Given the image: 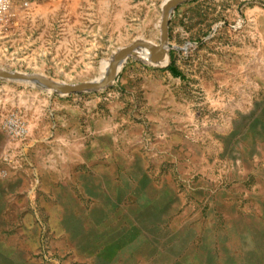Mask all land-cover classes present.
<instances>
[{"label": "rangeland", "instance_id": "1", "mask_svg": "<svg viewBox=\"0 0 264 264\" xmlns=\"http://www.w3.org/2000/svg\"><path fill=\"white\" fill-rule=\"evenodd\" d=\"M13 1L0 70L76 85L157 45L167 0ZM168 27L165 63L138 50L103 90L0 79V264H264V0Z\"/></svg>", "mask_w": 264, "mask_h": 264}, {"label": "water", "instance_id": "2", "mask_svg": "<svg viewBox=\"0 0 264 264\" xmlns=\"http://www.w3.org/2000/svg\"><path fill=\"white\" fill-rule=\"evenodd\" d=\"M191 0H167L162 7V17L160 21V37L157 45L145 42L135 41L130 46L120 49L110 62L108 72L100 81H91L76 85L59 84L50 81L38 75H22L19 73H10L0 70V79L11 80L16 82H24L36 85L43 89L51 90L58 95H74L85 92H95L109 88L115 81L117 74L121 70L124 63L135 55L137 50H147L150 57V63L158 66L168 59V26L171 13L181 4Z\"/></svg>", "mask_w": 264, "mask_h": 264}, {"label": "built area", "instance_id": "3", "mask_svg": "<svg viewBox=\"0 0 264 264\" xmlns=\"http://www.w3.org/2000/svg\"><path fill=\"white\" fill-rule=\"evenodd\" d=\"M13 0H0V27L5 21V19L11 14L13 10ZM26 7L27 4L25 3ZM8 130L12 131L16 136H22L25 133L23 125L17 120L11 118L5 123Z\"/></svg>", "mask_w": 264, "mask_h": 264}, {"label": "bare ground", "instance_id": "4", "mask_svg": "<svg viewBox=\"0 0 264 264\" xmlns=\"http://www.w3.org/2000/svg\"><path fill=\"white\" fill-rule=\"evenodd\" d=\"M138 51V50H137ZM140 56H143V57H148L149 58V62H150V57H149V55H148V52H147V50H144V49H142L141 50V53L139 54ZM148 55V56H147ZM167 61V59L163 62V63H165ZM162 63V64H163ZM109 65H110V62H109V64H108V66H107V69H106V72L104 73H102L101 74V76L99 77V79H97V80H94V81H100L105 75H106V73L108 72V69H109Z\"/></svg>", "mask_w": 264, "mask_h": 264}, {"label": "trees", "instance_id": "5", "mask_svg": "<svg viewBox=\"0 0 264 264\" xmlns=\"http://www.w3.org/2000/svg\"><path fill=\"white\" fill-rule=\"evenodd\" d=\"M166 70L174 77H181V74L171 65H169Z\"/></svg>", "mask_w": 264, "mask_h": 264}]
</instances>
